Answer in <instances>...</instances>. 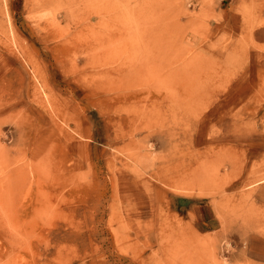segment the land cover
I'll list each match as a JSON object with an SVG mask.
<instances>
[{"label":"rangeland","instance_id":"1","mask_svg":"<svg viewBox=\"0 0 264 264\" xmlns=\"http://www.w3.org/2000/svg\"><path fill=\"white\" fill-rule=\"evenodd\" d=\"M0 264H264V0H0Z\"/></svg>","mask_w":264,"mask_h":264},{"label":"bare ground","instance_id":"2","mask_svg":"<svg viewBox=\"0 0 264 264\" xmlns=\"http://www.w3.org/2000/svg\"><path fill=\"white\" fill-rule=\"evenodd\" d=\"M240 174V173H239ZM258 176V175H257ZM260 176V175H259ZM261 176H262V174H261ZM255 179H257V178H255ZM256 183V182H255Z\"/></svg>","mask_w":264,"mask_h":264}]
</instances>
